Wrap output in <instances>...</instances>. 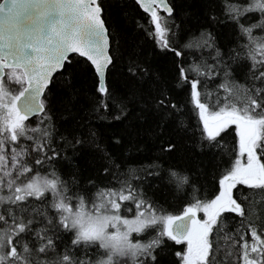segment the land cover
<instances>
[{
	"label": "snow or ice",
	"instance_id": "snow-or-ice-1",
	"mask_svg": "<svg viewBox=\"0 0 264 264\" xmlns=\"http://www.w3.org/2000/svg\"><path fill=\"white\" fill-rule=\"evenodd\" d=\"M134 3L164 71L106 0H0V264H264V0Z\"/></svg>",
	"mask_w": 264,
	"mask_h": 264
},
{
	"label": "trees",
	"instance_id": "trees-1",
	"mask_svg": "<svg viewBox=\"0 0 264 264\" xmlns=\"http://www.w3.org/2000/svg\"><path fill=\"white\" fill-rule=\"evenodd\" d=\"M183 7L188 8L194 14L198 15L200 13L199 0H180ZM108 6L110 19L114 25H119L121 31L122 44L126 52H131L136 49L140 52L142 58L149 60L154 66L159 67L162 71L167 69V62L156 56L153 52L152 41L145 36L144 32L136 27L134 21H139L140 23L147 24V15L134 3V0H106ZM75 87L81 91V93H90L93 88L92 76L90 73H84L75 82ZM82 102V101H81ZM151 119L145 123L134 122V128L137 132L141 133L142 140L149 143L151 147V142L145 131L150 128ZM99 131L101 134L102 142L117 156H123L127 148V141L124 146L115 147L113 146L108 137L111 133V129L100 126ZM226 142L229 146L232 144V137L226 138ZM155 156L154 151H146L144 153L133 154L130 158L131 163H139L144 160H149ZM96 153L88 150L78 159V163L86 171L91 170L90 161L94 160ZM178 163H183V161H178ZM209 194L212 192V186L210 183L205 185V189ZM253 195H264V194H253ZM157 197L161 198L163 203L165 200V207L168 208L173 214H178L182 210V206L179 200L175 199L172 195L171 190H164L162 187L161 191L157 193ZM260 214L264 217V204L260 206ZM238 218L229 219L230 227H235ZM179 246H177L178 248ZM225 264H235L233 257H228Z\"/></svg>",
	"mask_w": 264,
	"mask_h": 264
}]
</instances>
